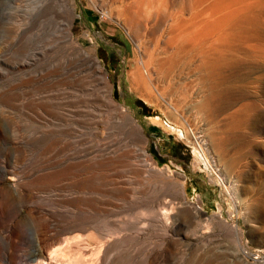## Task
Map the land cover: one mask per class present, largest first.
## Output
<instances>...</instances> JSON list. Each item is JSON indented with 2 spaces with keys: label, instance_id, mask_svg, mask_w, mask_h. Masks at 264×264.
I'll list each match as a JSON object with an SVG mask.
<instances>
[{
  "label": "rangeland",
  "instance_id": "1",
  "mask_svg": "<svg viewBox=\"0 0 264 264\" xmlns=\"http://www.w3.org/2000/svg\"><path fill=\"white\" fill-rule=\"evenodd\" d=\"M46 1L0 0V264H264V0L235 63L154 84L178 121L138 68L213 0Z\"/></svg>",
  "mask_w": 264,
  "mask_h": 264
},
{
  "label": "bare ground",
  "instance_id": "2",
  "mask_svg": "<svg viewBox=\"0 0 264 264\" xmlns=\"http://www.w3.org/2000/svg\"><path fill=\"white\" fill-rule=\"evenodd\" d=\"M182 3L184 2L182 1ZM65 8L71 13H74L75 11L74 7L72 6L65 5ZM172 8L176 7H173L172 5ZM262 8V0H253L251 4L248 2H243L239 6L235 7L232 4L225 3V0H213L200 11V16L196 20H193L191 23L189 21H183L184 24H189L190 28L192 29H189L187 32L180 33H176L172 30L168 32V30H166L169 35L168 39L161 45H159V43H156V45L154 46L157 49H160L161 53L165 54L166 56L164 58L160 57L155 61V63H141V73L139 72L138 68L137 80L143 87L142 91L153 89L157 93L159 100L164 106H166V109L169 110L174 119L176 121L180 120L181 112L178 105L173 104L170 100L165 99L163 96L164 93L157 91V89H155L154 87V84L161 83L166 86L165 88L174 89V87H176V74L178 73L176 69L178 70V66H180L181 63H187L195 70L199 71L201 79L203 80H209L210 78H213L221 68L229 67L230 65L235 63L236 59H234L230 54L232 50L254 48L262 40V36L260 35L259 31V18L263 11ZM177 22L181 23L179 21ZM250 23H252V28H249ZM120 27L125 31L127 36H130L131 28L129 26ZM138 47L137 49L139 50ZM149 64L151 65V70L147 68ZM99 71L101 73V70ZM164 92H166V90ZM148 97L150 98V96ZM156 101H158V99ZM199 110H209L208 100H205L202 104H200ZM169 126L173 127V125L170 124ZM171 129L175 132L173 133L177 140H181L182 136L184 137V132L180 128L173 127ZM185 132L188 137H193V139L197 142L198 153H200L201 157H204L206 159V151H204L203 149L206 144L204 143L203 139H201L200 136L197 133H194V131L192 130L187 129ZM202 141L204 144L201 143ZM204 158L203 160H205ZM211 160L213 159L211 158ZM205 164L208 168H211L213 172L212 175L215 176L218 184L220 185V187H222L225 183V180H223V177H221V172H219L216 166H213L212 168L208 161L205 162ZM226 191L228 192L229 190L226 188Z\"/></svg>",
  "mask_w": 264,
  "mask_h": 264
}]
</instances>
